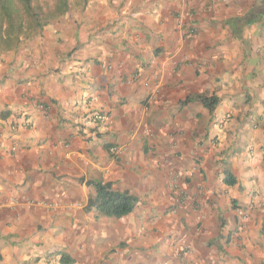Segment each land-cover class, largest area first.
<instances>
[{
	"label": "crops",
	"instance_id": "1",
	"mask_svg": "<svg viewBox=\"0 0 264 264\" xmlns=\"http://www.w3.org/2000/svg\"><path fill=\"white\" fill-rule=\"evenodd\" d=\"M0 264H264V0H95L1 54Z\"/></svg>",
	"mask_w": 264,
	"mask_h": 264
},
{
	"label": "trees",
	"instance_id": "2",
	"mask_svg": "<svg viewBox=\"0 0 264 264\" xmlns=\"http://www.w3.org/2000/svg\"><path fill=\"white\" fill-rule=\"evenodd\" d=\"M20 1L21 7L15 0H0V55L18 49L25 40L39 36L46 26L63 17L70 9V0H59L55 10L47 13L40 6H35L33 0ZM25 19L31 20L32 23L28 21V24H25ZM198 99L210 111L219 103L216 96H201ZM231 177L229 175L225 178L224 182L228 186L237 183ZM87 185L95 189V194L89 198L87 208L95 209L100 215L119 219L131 214L138 204V199L129 193L114 191L111 183L87 181ZM66 257L62 255V261H65Z\"/></svg>",
	"mask_w": 264,
	"mask_h": 264
},
{
	"label": "rangeland",
	"instance_id": "3",
	"mask_svg": "<svg viewBox=\"0 0 264 264\" xmlns=\"http://www.w3.org/2000/svg\"><path fill=\"white\" fill-rule=\"evenodd\" d=\"M93 1H95V0H70L69 1L70 9L68 12L81 10V9L85 8L89 2H93ZM15 2L17 3V5L19 7H21V1L20 0H15ZM33 4L35 6H40L44 10V12L47 13V12H51V11L55 10V8L59 5V0H33ZM28 21L30 23H32L31 20L25 19V24H28L27 23ZM25 41H27V40H25ZM25 41H23V42H25Z\"/></svg>",
	"mask_w": 264,
	"mask_h": 264
},
{
	"label": "built area",
	"instance_id": "4",
	"mask_svg": "<svg viewBox=\"0 0 264 264\" xmlns=\"http://www.w3.org/2000/svg\"><path fill=\"white\" fill-rule=\"evenodd\" d=\"M184 1H189V0H184ZM102 120H106V117L100 113H97L95 114L93 117H92V121L93 122H97V121H102ZM124 151V148H117V147H112L110 149V153L112 155H117V154H120ZM179 204H184L186 202V199L184 197H181L179 198L178 200ZM240 216L243 217L244 219H248L249 218V215L247 214V212L245 211H241L240 212ZM191 248L190 247H187L183 254H190L191 253Z\"/></svg>",
	"mask_w": 264,
	"mask_h": 264
}]
</instances>
